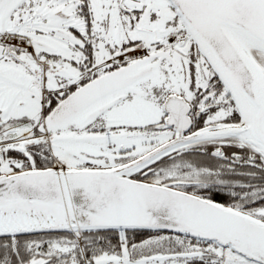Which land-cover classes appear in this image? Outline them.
Here are the masks:
<instances>
[{"label":"snow or ice","instance_id":"1","mask_svg":"<svg viewBox=\"0 0 264 264\" xmlns=\"http://www.w3.org/2000/svg\"><path fill=\"white\" fill-rule=\"evenodd\" d=\"M0 264H264V0H0Z\"/></svg>","mask_w":264,"mask_h":264}]
</instances>
